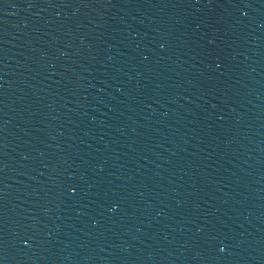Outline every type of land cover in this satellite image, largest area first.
I'll list each match as a JSON object with an SVG mask.
<instances>
[{"label":"water","instance_id":"95a60500","mask_svg":"<svg viewBox=\"0 0 264 264\" xmlns=\"http://www.w3.org/2000/svg\"><path fill=\"white\" fill-rule=\"evenodd\" d=\"M0 264H264V0H0Z\"/></svg>","mask_w":264,"mask_h":264},{"label":"snow or ice","instance_id":"6c2138e0","mask_svg":"<svg viewBox=\"0 0 264 264\" xmlns=\"http://www.w3.org/2000/svg\"><path fill=\"white\" fill-rule=\"evenodd\" d=\"M244 15H247V13H244ZM72 191L75 192V191H76L75 188H73ZM26 243H27V242H26Z\"/></svg>","mask_w":264,"mask_h":264}]
</instances>
